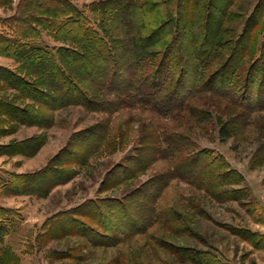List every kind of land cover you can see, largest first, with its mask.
<instances>
[{
  "label": "rangeland",
  "instance_id": "obj_1",
  "mask_svg": "<svg viewBox=\"0 0 264 264\" xmlns=\"http://www.w3.org/2000/svg\"><path fill=\"white\" fill-rule=\"evenodd\" d=\"M20 1L0 0V32L10 33L4 20L16 14ZM70 1L98 29L102 18L93 4L106 0ZM258 2H237L227 24L231 38L242 34ZM263 36L264 24L260 40ZM43 37L52 48L76 46L48 31ZM163 49L142 62L143 74L155 69L150 62L158 64ZM177 53L174 49L171 60ZM0 58L1 67L19 71L21 63ZM215 66L194 82L212 77ZM18 74L38 82L29 71ZM168 74L173 82L177 72ZM225 74L218 79L229 77ZM241 86L237 76L224 90L227 96L192 93L186 108L179 105L167 115L145 105L111 114L84 105L51 111L0 81L1 105L35 111L48 122L45 128L18 124L0 108V145L26 146L21 152L0 150V183L7 184L0 185V207L19 220L4 245L16 250L21 264H264V110L236 101L246 100ZM98 91L99 97L115 99ZM35 141L44 145L32 154ZM194 157L203 167L189 173L195 176L189 182L183 170L190 171ZM49 168L66 170L72 179L48 196L9 189L14 175ZM99 208L111 218L110 227Z\"/></svg>",
  "mask_w": 264,
  "mask_h": 264
},
{
  "label": "trees",
  "instance_id": "obj_2",
  "mask_svg": "<svg viewBox=\"0 0 264 264\" xmlns=\"http://www.w3.org/2000/svg\"><path fill=\"white\" fill-rule=\"evenodd\" d=\"M238 1L147 0L137 3L135 0H106L93 4L97 18H102L97 29L86 11L80 10L70 0H21L16 14L4 20L10 33L0 32V56L21 63L19 71H29L38 82L27 81L18 74L19 71L13 72L1 66L0 81L51 111L70 105H84L95 111L113 114L123 107L145 105L167 115L179 105L186 108L192 93L193 97L199 93L229 95L224 90L238 76L246 96L243 99L246 100L233 99L243 107L262 111L264 36L260 40V32L264 24V0H259L247 18L242 34L231 38L227 24ZM43 31H48L59 41L76 46L52 48L45 42ZM163 47L159 63L150 62L155 69L143 74L142 62L151 60V56ZM174 49L178 53L171 60ZM251 58H254L253 61L248 62ZM215 63L212 77L206 75L203 83L194 82ZM132 64L135 67L132 68ZM174 71L177 76L170 82L167 74ZM225 72L229 77L218 79L220 74L226 75ZM242 74L245 77L241 80ZM164 85H167L165 89ZM100 89L103 94L115 99L110 101L104 96H97L95 92ZM185 89L189 90V95L181 94ZM255 92L259 96L252 98ZM6 107H10L9 111ZM0 108L2 115L18 124L47 127L43 125L48 122L35 111L16 108L14 104L7 106L6 103L0 104ZM49 124L52 126V122ZM102 135L101 140L105 134ZM166 143L170 154L171 142ZM34 144L29 148L32 154L44 145L39 141ZM23 147L26 149L20 142L8 147L0 145V150L13 148L15 152H21ZM195 159L191 160L190 171L183 170L189 182L195 177L189 173L203 167ZM182 169L177 167V170ZM65 171L49 168L41 173L14 175L13 181L16 182L8 186L15 195L48 196L55 187L72 179V175ZM0 185L7 188L4 182ZM99 210V217L106 220L105 225L110 227L111 218L104 216L106 210ZM121 210L120 213H123ZM7 214L12 217L5 216ZM18 222L13 210L0 207V264H21L16 250L4 245L10 233L15 235Z\"/></svg>",
  "mask_w": 264,
  "mask_h": 264
},
{
  "label": "crops",
  "instance_id": "obj_3",
  "mask_svg": "<svg viewBox=\"0 0 264 264\" xmlns=\"http://www.w3.org/2000/svg\"><path fill=\"white\" fill-rule=\"evenodd\" d=\"M1 59V58H0ZM19 166H20V164H19Z\"/></svg>",
  "mask_w": 264,
  "mask_h": 264
}]
</instances>
